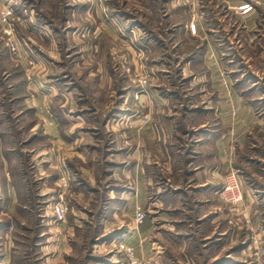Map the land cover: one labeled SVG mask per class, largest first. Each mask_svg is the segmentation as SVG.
Instances as JSON below:
<instances>
[{"label":"rangeland","instance_id":"rangeland-1","mask_svg":"<svg viewBox=\"0 0 264 264\" xmlns=\"http://www.w3.org/2000/svg\"><path fill=\"white\" fill-rule=\"evenodd\" d=\"M0 264H264V0H0Z\"/></svg>","mask_w":264,"mask_h":264},{"label":"crops","instance_id":"crops-1","mask_svg":"<svg viewBox=\"0 0 264 264\" xmlns=\"http://www.w3.org/2000/svg\"><path fill=\"white\" fill-rule=\"evenodd\" d=\"M229 3L230 4H233V3H235V0H229ZM200 35H199V39L200 40H203V39H205L206 40V45H207V47L205 48V51H206V53H208V51H210V46H212L211 45V43H210V40L213 38V35H209V34H207L206 32H204L203 30L201 31V33H199ZM213 34H215V33H213ZM202 36V37H201ZM208 36L210 37V40H208ZM208 143H214V142H208ZM216 146H218V144H215ZM215 145H214V149H212V151L210 152L209 151V149H208V151H202L203 152V154H205L206 156H208L209 155V153H217V155L219 154V149H216V147H215ZM222 147L224 148V144L222 145ZM207 148H209V147H207ZM208 162V160H206L205 161V163H207ZM193 177H194V180L195 181H197V183H199L200 185H198L197 187H201V186H205V185H208L209 184V182L210 181H206L205 180V178H207V175H205L204 173H202V175H201V173H199V172H196L194 175H193ZM201 182V183H200ZM165 200V199H164ZM171 201V200H170ZM198 220H200V218L198 219ZM177 223L178 224H180L181 223V221H177ZM180 229V228H179ZM180 232V231H179ZM179 236L181 237V238H176L177 240H176V244L178 245L180 242H179V240L181 239L182 240V242H183V244L185 243L186 245H188V244H194V239L193 238H186V235L185 234H179ZM166 239H167V241H169L170 242V238L169 237H166ZM192 246V245H191ZM189 250V249H188ZM195 258V257H194ZM196 259V258H195Z\"/></svg>","mask_w":264,"mask_h":264},{"label":"built area","instance_id":"built-area-1","mask_svg":"<svg viewBox=\"0 0 264 264\" xmlns=\"http://www.w3.org/2000/svg\"><path fill=\"white\" fill-rule=\"evenodd\" d=\"M231 180H232V178L229 177L228 184L225 188V193H232L231 184H230ZM142 219H143V214L141 212H136V214H135L136 223H140L142 221Z\"/></svg>","mask_w":264,"mask_h":264}]
</instances>
